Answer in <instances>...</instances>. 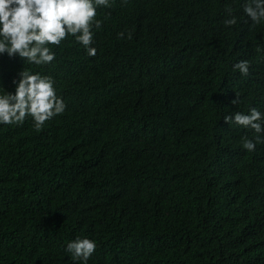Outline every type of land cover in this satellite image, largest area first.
<instances>
[{"label":"trees","instance_id":"obj_1","mask_svg":"<svg viewBox=\"0 0 264 264\" xmlns=\"http://www.w3.org/2000/svg\"><path fill=\"white\" fill-rule=\"evenodd\" d=\"M245 2L98 7V36L123 23L128 43L140 35L144 58L122 60L117 84L73 36L47 65L0 55V93L27 70L66 105L39 131L31 117L0 124V264H83L65 251L77 238L96 242L87 264H264V143L247 151L254 130L223 119L264 113V22L252 26ZM160 47L174 71L158 69ZM240 61L248 76L233 71Z\"/></svg>","mask_w":264,"mask_h":264},{"label":"clouds","instance_id":"obj_2","mask_svg":"<svg viewBox=\"0 0 264 264\" xmlns=\"http://www.w3.org/2000/svg\"><path fill=\"white\" fill-rule=\"evenodd\" d=\"M134 1L138 2L126 0V4H132ZM98 7H110V0H0V55L19 56L30 64L47 65L55 59L52 47L59 46L68 36H73L89 56L100 57L107 63V68L103 71L115 84L127 80L123 65L133 56L144 58L135 48L138 47L140 35L136 31L135 42L133 45L128 43L124 38L131 39V33L135 29L123 23L119 31L103 32L98 36L96 30L101 27ZM242 7L252 26L264 22V0H246ZM226 12L230 18L224 20V25H236L237 19L233 15V9L228 7ZM201 25H195V29L202 27ZM122 40L124 46L121 44ZM97 47L115 52L116 62L111 57L98 55ZM157 56L158 69L174 71V60L170 58L169 53L160 47ZM122 60L124 62L120 67ZM249 69L248 61L233 65V71L238 70L242 76H248ZM19 75L14 94L5 91L0 93V124H22L31 117L35 129L39 131L48 120L62 114L66 105L62 98L57 96L51 77L39 73L32 74L27 70H23ZM238 102L239 97L236 96L232 104ZM223 119L229 125L235 124L254 130V140L243 138L242 147L247 151H255L256 144L264 143V137L261 135L264 133V113L256 108H252L249 114L235 112L224 116ZM54 208L56 206L51 202L46 210ZM96 247L94 240L77 238L67 244L65 251L74 261L87 264ZM32 259L37 262L36 258Z\"/></svg>","mask_w":264,"mask_h":264}]
</instances>
